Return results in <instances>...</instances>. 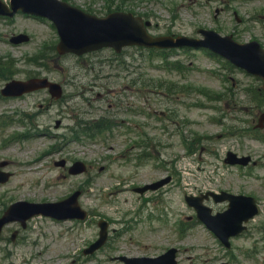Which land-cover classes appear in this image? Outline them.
Instances as JSON below:
<instances>
[{
  "label": "rangeland",
  "instance_id": "obj_1",
  "mask_svg": "<svg viewBox=\"0 0 264 264\" xmlns=\"http://www.w3.org/2000/svg\"><path fill=\"white\" fill-rule=\"evenodd\" d=\"M67 1L97 16H103L106 13L104 0ZM124 7L128 11L150 14L152 18L148 20L152 22L153 27L150 33L153 35L168 33L189 35L194 34L198 27L210 28L222 35L233 34L238 42L257 40L264 48V0H129ZM234 12L244 22L238 23ZM19 33L27 34L30 42L20 46L9 44V39ZM55 36V30L44 21L22 15L16 16L11 21L0 19V56H8L10 59H31L30 57L39 51L44 42L53 41ZM124 57L122 60L114 57L109 51H103L80 62L71 58L65 59L62 61L64 66H62L64 68L62 74L54 70V65H51L48 72L50 77L65 85L66 103L64 106L46 107L47 103H42L45 95L17 101H0L1 116L16 117L23 112L31 120V124H34L38 118L39 126V128L37 126L34 129L32 127L25 129L18 125L15 126L12 120V124L4 129L0 128V161L8 162L5 171L12 173L7 183L0 184V212L5 210L11 199L56 202L72 190L86 184L85 176L62 179L61 169L54 166V163L60 159L81 160L92 165V169L90 168L93 177L92 185L83 196L82 204L93 211L106 214L111 219L118 217L123 209L132 207V203L137 199L123 184L124 179L134 177L136 184H144L172 173L173 182L163 191L166 192L165 196L171 200L173 217L169 220V224L172 225L177 221L179 214L185 216L193 214L185 208L186 205L183 202L185 194L196 193L203 187L215 184L227 188L236 181L233 171L223 167L220 162V158L225 156V151L232 146V141H228L227 138L221 141L217 139V135L221 134V129L212 122L215 117L211 110L189 109L184 112L189 119L197 122V126L192 131L205 138L201 145V148H204L203 154L199 150L189 155L182 150V143L174 139L172 147L165 153L156 152L157 159H150L141 166L135 162H123L124 158L120 150L124 148L123 143L127 140L125 137H119L114 141L83 140L81 143H72L68 137L66 140L54 137L55 134L65 133L67 128L72 126V119L75 118L77 112L86 111L85 103H75L76 96L82 97L85 94L86 89L83 86L86 84L84 81L79 82L73 79V76L80 71L77 65L87 66L91 61H96V63L108 61V69L101 70V74H109V88L124 84L114 74H122L125 60L129 62V69L133 66L131 72L135 74L134 76L138 77L139 81H144L147 88H153V90L158 83L165 84L167 80L176 81L179 84L186 83L192 88H205L215 93H224L225 88L231 85L230 78L234 80L236 91L256 85L252 78L240 72L231 73L218 62L199 52L192 53L190 56L177 55V53L172 55L174 60H182L183 65L192 66L182 76L155 67L161 66L160 61L155 54L148 53V51H130L126 52ZM121 61L122 64H120ZM24 72L21 68L17 79L23 78ZM122 78L125 80L123 74ZM40 104H44L43 107H39ZM13 111L18 114L10 113ZM256 113V110H253V115ZM56 119L63 121V129L58 132H54L53 128ZM21 133L28 138L21 139ZM212 137L214 139H211ZM111 143H115V147L112 151H108ZM240 145L242 144L239 143ZM245 145L260 149L258 143L246 142ZM102 167L104 170L99 172V168ZM249 182L253 185L259 184V181L255 179H250ZM151 196L163 197L164 193ZM29 224L26 230H21L18 224L10 226L11 229H20L28 241L27 246L16 250L9 246L12 256L7 260L14 264L31 256H39L38 251L42 252L41 257H48L56 264L66 263L74 260V256L79 253V248L86 242L94 240L96 235L94 228L87 225H84L85 227L75 225L72 222L57 223L36 218ZM67 229L71 230L67 232ZM136 233L137 231L134 232ZM207 241L208 238L203 235L200 227L193 229L187 237L181 240L178 246L181 248L182 264L198 262L219 264L223 261L224 259H221L222 250L220 252L211 248L209 253L204 251L203 247ZM121 244L117 243V245ZM209 244L212 245L211 247L216 246L215 243ZM115 245L116 243H113V246ZM242 248L250 255L245 258L239 252H233L238 264H264L263 245L249 238L242 244ZM114 255H116L115 252L107 249L100 255V258L103 261H109L107 258ZM1 260L3 259L0 251V263Z\"/></svg>",
  "mask_w": 264,
  "mask_h": 264
},
{
  "label": "water",
  "instance_id": "obj_2",
  "mask_svg": "<svg viewBox=\"0 0 264 264\" xmlns=\"http://www.w3.org/2000/svg\"><path fill=\"white\" fill-rule=\"evenodd\" d=\"M11 12L6 5L0 1V15L13 16L18 10L24 13H31L40 17L50 19L56 26L60 43L57 50L60 53H74L80 55L90 50L100 49L104 46H112L120 48L125 45H144L148 47L169 48L174 46H182L187 43L183 39L176 42L164 40L163 38L152 39L145 34L143 26L138 20L131 17L113 15L107 19L98 20L82 14L81 12L59 3L56 0H11ZM205 41L201 43L192 42L194 45H202L209 47L213 51L228 58L236 66L247 70L249 73L260 77L264 82V53L255 43L240 46L233 43L229 38L220 39L211 32L204 33ZM26 37L19 36L12 40L14 43L26 41ZM49 87L50 92L54 96L60 95V89L56 85L47 84L46 81L31 80L26 83H10L5 95H17L18 91L27 92L34 88ZM264 89V85H263ZM67 207L72 201L65 202ZM28 209V213L22 220L36 213H49L57 215L54 206L50 211H45L46 206H32L22 204ZM59 206V205H58ZM13 219L9 218L8 220ZM222 218H219V221ZM224 222L227 223L226 229H232L233 215L229 212ZM216 225H214V230Z\"/></svg>",
  "mask_w": 264,
  "mask_h": 264
},
{
  "label": "flooded vegetation",
  "instance_id": "obj_3",
  "mask_svg": "<svg viewBox=\"0 0 264 264\" xmlns=\"http://www.w3.org/2000/svg\"><path fill=\"white\" fill-rule=\"evenodd\" d=\"M44 264V263H43Z\"/></svg>",
  "mask_w": 264,
  "mask_h": 264
}]
</instances>
